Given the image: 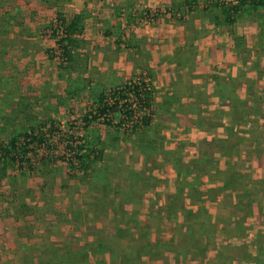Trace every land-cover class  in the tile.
I'll return each instance as SVG.
<instances>
[{"label":"rangeland","instance_id":"obj_1","mask_svg":"<svg viewBox=\"0 0 264 264\" xmlns=\"http://www.w3.org/2000/svg\"><path fill=\"white\" fill-rule=\"evenodd\" d=\"M1 1L7 5V9L9 7L12 9L11 15L9 13L3 15L4 6L0 5V14L6 25V30H0V44L7 41L5 46L0 47V143L5 145L11 138L23 133L41 137L43 142L35 141L27 145V157L19 156L15 166L8 171V177L0 180V258H8L16 247L15 262L17 263L18 257L28 261L31 258L29 253L34 256V252H39L44 243H49L54 248H60L52 250L53 252L56 250L57 255L50 264H115V262L145 264L146 260L142 263L139 255L150 252L148 250L150 240L154 244H158L159 241L166 242L167 228L159 227V215L155 217L156 223L150 226L153 231L159 228V231L155 232L157 236H151L153 239L147 231L150 227L142 226L145 223L141 222L146 219L150 205L144 201L146 199L144 193L147 192L142 194V190L145 189L143 186L146 183L147 186L156 189V199L164 195L166 190L164 187L173 183L174 173L171 166L177 159L169 156L168 148L185 149L186 146L183 141H179L182 139L173 127L178 120L169 117L171 112H168L167 104L171 97L162 96L166 92L165 88L160 87L162 86L160 82L152 77L151 68L153 66L158 68V65L153 61L149 65L148 52L139 59L134 57L137 53L140 54L141 50L139 45L138 47L135 45L137 43L135 32L140 34V27L146 25L160 24L168 28L180 26L189 16L187 9L183 8L189 7V3L179 6L182 2L176 0L174 3L177 5L170 3L155 8H135L130 15L131 18L122 12L112 13L110 19L113 23H108L106 31L96 30L95 36L102 37V34L109 31L106 39L98 40H102L103 43L106 41L108 43L106 48L116 55L125 52L129 55L126 57V63L131 64L125 62L109 64L111 69L113 65L116 66L117 73L121 75L117 77L113 70L110 74L102 72L106 65L97 56L99 46H94L93 49L90 45L85 46L88 40L85 38L92 37L89 33L82 37V43L85 45L79 51L75 50L72 58L67 59L62 55L58 43L61 28L57 16L61 14L60 12H52L42 26L28 32L24 29L22 10L17 11V7L22 4L19 3L20 0H0V4ZM215 4L229 7L232 0H198L189 9L196 14L195 10L204 11L205 8H210V16L224 23L241 18H247L257 26L263 23V17L259 20L256 13L248 15L242 9L234 17L227 18L222 13L220 5ZM145 9H163L166 13L153 21H145L141 16L142 10ZM101 24L103 27L107 25ZM12 25L18 27L16 36L11 33ZM10 42L14 44L10 45ZM142 42L139 43L144 45ZM22 48L29 55L27 58L22 55L13 58L12 54H9L10 50L18 54ZM177 48L180 52L184 50L173 62L163 66L161 74L167 75L166 70L172 68L170 66L172 63L177 65L178 70L174 68L176 73L181 71L184 62L185 69L190 66L189 62L193 61L196 51L190 46ZM109 56L115 55L109 53ZM176 73L173 77L168 75L166 81L169 87L174 86L173 80L178 77L184 78L177 77ZM154 74L156 76V73ZM189 79L187 76V82ZM141 81L149 87L150 85L154 87L153 126L151 131L138 129L134 133V127L138 126L136 123L138 115L133 105L134 96L132 92L124 93V87ZM234 84L232 83L231 87ZM116 91H120L121 94H116ZM102 95L115 111L106 116L107 119L102 117L86 123L84 118L90 119L95 114L96 104ZM122 96L126 98V102ZM158 98L161 99L159 104ZM172 98H175V95L172 94ZM253 99L255 103H259L258 98ZM130 106L134 113L129 119L131 124L126 126L121 122L120 112L132 110ZM107 120L113 125H106ZM195 122L197 123L196 120ZM150 142L156 143L154 151L147 149L145 153L142 152L141 148ZM105 150L108 151L106 158ZM83 153L88 156V160L81 164L78 156ZM187 155L189 151H185V156ZM158 179L163 181L160 187L165 185L162 189H158L160 187L157 188V183L152 181ZM92 184L99 186L100 189L93 191L100 194V204L93 211L90 204L93 203L94 196L91 195L92 192L89 193ZM128 192H131L135 205L131 207L132 211L129 213L126 211L130 214L127 217L119 205L117 208L114 206ZM263 205L262 199L258 200L256 211L262 207L264 210ZM154 209L155 212H159L156 207ZM224 209L226 215H229L230 208ZM109 212L114 214V221L109 220ZM88 223L90 225L86 227ZM97 223L103 229L90 228L92 224ZM225 225L231 226L230 223H223V230ZM246 226L249 228L247 230L250 236L264 231V217L253 218ZM244 228L239 225L235 235L242 237L241 232ZM65 231L72 232L75 236L78 234L79 237L77 239L63 237ZM233 232L229 229L218 233L215 242L226 241V244L238 242L232 238ZM15 234L19 237H14ZM24 235L31 237L22 238ZM90 236L93 239L88 243ZM246 240L252 242L250 237ZM81 246H84L82 254L78 257L75 255V258L70 257L71 251L77 252V247ZM87 251L94 254V259H83L84 252ZM105 253L108 263L103 260ZM165 259L168 260L167 257ZM202 262L216 263L210 253L204 256ZM192 264L200 263L196 261Z\"/></svg>","mask_w":264,"mask_h":264},{"label":"crops","instance_id":"obj_2","mask_svg":"<svg viewBox=\"0 0 264 264\" xmlns=\"http://www.w3.org/2000/svg\"><path fill=\"white\" fill-rule=\"evenodd\" d=\"M174 1L176 0H20L19 3H22V6H18L17 11L22 10L24 29L28 32L42 26L47 17L55 11L60 12L68 22L74 16L80 15L83 30L81 34L74 36L75 43L71 50V58L74 51H79L85 44L86 47L90 45L92 49L94 46H99L97 56L106 65L102 72L110 74V71L113 70L117 77H121L115 69L116 66L113 65L111 69L109 64L126 63V57L129 55L126 52L116 55L109 51L106 48L108 43L102 42L107 38L109 31L99 38L95 36V31L107 30L108 23H113L110 18L114 11L122 12L131 18L130 15L135 8H155L170 3L177 5ZM1 2L0 5L4 6L2 14L9 13L11 15L12 8L7 9L4 1ZM181 2L182 4L179 6H184L188 2L189 7H193L198 0H181ZM189 7H183L187 9L189 16L180 26L168 28L160 24L146 25L140 27V34L135 32V41L138 43L135 45L137 47L139 45L141 50L140 54L137 53L134 57L139 59L145 52H148L149 65L151 61L158 65V68L156 66L151 68L152 77L160 82L162 85L160 87L165 88L166 92L162 96L171 97L167 104V110L171 112L169 117L178 120L176 124H173V127L176 128L178 136L182 139L179 141H183L186 146L185 149L168 148L169 156L177 157V159L172 162L171 166L174 173L173 183L166 188L165 185L162 186L166 189L164 195L156 199V189L147 186L146 183L143 186L145 189L142 190V194L147 192L144 193L146 197L144 201L147 205L150 204L146 219L143 221H151V224L156 223L155 217L159 215V227L167 228L166 242L159 241L158 244H154L150 240L149 245L147 244L150 252L139 255L142 263L146 260L145 264H192L196 261L205 264L202 261L204 256L206 257L209 253L215 258V264H220L219 247L226 245V241L215 242L218 233L229 229L233 230L232 238L237 239L238 242L228 243L230 245H238L240 242L248 244L247 237L253 240L259 232L264 233V231H259L250 236L247 230L249 228L246 226L253 218L264 217L263 207L259 211L255 209L258 207V200L262 199L264 204V10H244L248 15L256 13L259 20L263 17V23L257 26L247 18L235 19L231 24L224 23L210 16V8H205L204 11L195 10L197 11L195 14L194 11L190 12ZM101 23L107 25L103 27ZM1 24L3 25L1 26ZM0 30H6L1 14ZM10 30L14 36L19 31L18 27L13 25L10 26ZM86 33L92 37H86L85 39L88 40L83 44L82 37ZM138 41H143L144 45ZM12 43L9 44L12 45ZM6 44L5 40L0 44V47ZM179 46L185 48L190 46L193 51H196V55L192 58L193 61L189 62L190 66L185 69L184 62L181 71L176 73L174 68L178 70L177 65L172 63L170 65L172 68L166 70L167 75L161 74L163 66L168 62H173L184 50L180 52V49L177 48ZM15 47L14 45L13 48L15 49ZM108 52L115 56H109ZM9 54H12L13 58L20 55L26 58L29 56L23 48L19 49L18 54H15L14 50H10ZM127 69L129 70L130 67L128 66ZM182 69L190 78V82H187V76ZM174 73L177 77L184 76V78L178 77L173 80L174 86L169 87L166 79L168 75L173 77ZM232 83H235L233 87H231ZM172 94L175 95V98H172ZM253 98H258L259 103H255ZM158 99L159 104L161 99ZM208 147L209 150H207ZM185 151H189V155L185 156ZM107 153L108 151L105 150V158ZM179 161L182 162V171L175 169V164ZM179 169L181 168L179 167ZM152 181L157 183V188L163 183L159 179ZM188 183L197 185L196 190L200 195V198L194 199L193 202L186 197L190 188L187 186ZM162 187L158 189H162ZM93 191H100L99 186L92 184L89 187V193L92 192L91 195L94 196V201L90 204L92 211L96 210L100 204V194ZM176 195L181 196L185 200L184 205L192 210V221L196 220L194 224L198 226L199 230L195 236H190L191 245L183 250L178 249L180 247L177 245L178 242H184L186 239L175 236L176 225L166 217V209ZM240 204L250 205L247 216L234 210ZM118 205L124 215L128 217L130 215L128 213L132 211L131 207L135 205L131 198V192H128L119 203L117 201L114 207L117 208ZM154 207L159 209V212H155ZM225 207L230 208L231 217L226 215ZM177 215L178 222L185 224L183 229L185 231L187 229L186 222L191 217L184 220L182 215ZM243 216L245 217L240 222V217ZM108 217L110 221H114V214L109 212ZM95 218L98 219V217ZM237 221L245 227L241 232L242 237L235 235L236 228L239 226L236 224ZM223 223H230L231 226L226 227L225 225V230H223ZM89 225V223L86 224V227ZM90 228L103 229L98 223L92 224ZM156 231H159V228ZM156 231L151 230L150 227L148 229L149 236H157ZM211 231L213 233L210 234ZM62 235L63 237L70 236L72 239L79 237L78 234L75 236L69 231L63 232ZM14 237L19 236L15 234ZM192 237L198 245H193ZM88 239L89 243L93 238L90 236ZM151 239L153 238L151 237ZM86 247L88 248V246ZM202 247L204 250L201 251ZM53 249L60 250V248H54L52 244L44 243L39 252H34V256L29 253V250L26 253H29L31 257V264H50L51 256L57 255L56 250L53 252ZM11 253L12 255L8 258L1 257L0 264H22L26 260L18 257L17 263L15 262L16 247ZM6 254L8 255L9 252ZM71 256L75 258L74 251H71ZM76 256L78 257V254ZM86 257L88 260L94 259V254L87 251ZM165 257L168 258L167 261ZM103 260L106 263L109 262L107 253L103 255ZM115 264H119V262H115Z\"/></svg>","mask_w":264,"mask_h":264},{"label":"trees","instance_id":"obj_3","mask_svg":"<svg viewBox=\"0 0 264 264\" xmlns=\"http://www.w3.org/2000/svg\"><path fill=\"white\" fill-rule=\"evenodd\" d=\"M234 4H232L229 7H226L224 4H219L220 8L222 9V13L225 14L227 18L229 17H234L239 10L243 9H251V10H264V0H233ZM216 5L215 6H219ZM57 19L59 21V26L61 28V38L58 41L61 50H62V55L67 57V59L71 58V50L74 46L75 35H79L82 33L83 26H82V17L80 15H76L73 17L72 20L69 22L61 15L58 14ZM235 19L228 20V22L234 23ZM124 93L126 92H132L134 96V109H136L135 113L138 114L137 117V123L138 126L134 127V133L140 129V130H152V123H153V90L154 87L152 85H147L143 83L142 81L137 84H133L132 86H125L124 87ZM116 94H121L120 91H116ZM124 98V96H122ZM126 102V98L123 99ZM126 108V107H125ZM114 108L110 106V102L105 99V97L102 95L96 104V112L91 116V118L85 117L86 123H90L93 121H97L98 119L104 117L105 119L106 116L110 115L112 113ZM130 111L125 110L124 113L123 111L120 112L121 114V122L122 124H128L131 122L129 120L134 113V109L130 106ZM110 120H107L106 125L112 126L113 124L111 123ZM30 139V140H28ZM35 141L42 143L43 140L41 137H36V136H31L30 134L23 133L18 137L11 138L10 141L7 144H2L0 143V180L5 179L9 175V170L12 169L19 156L27 157V150L26 146L29 145L30 143H34ZM155 144L153 142L148 143L146 146L142 147L141 150L142 152H146V150L154 151L155 149ZM80 150H82L80 148ZM80 159L81 164H84L86 160H88V156L86 154H81L78 156ZM27 159V158H26ZM182 162H177L175 164V169L182 171L183 167H181ZM179 165V166H176ZM179 167L181 169H179ZM184 171V170H183ZM181 175V174H180ZM188 187H190L188 190V197L191 202L194 201V199L200 198V195L197 193L196 186L193 183H188ZM255 186H257V183H255ZM185 200L182 199L181 196L176 195L170 206L166 209V217L169 221L175 223V228H174V234L177 237H180L181 239L184 238L186 241H180L178 242V249L183 250L184 248L187 249L189 245H191V242H189L191 239L190 236L193 235L195 236L196 233L199 231L198 226L194 224V221H192L191 215L192 210L187 208L184 204ZM250 205H244L240 204L237 206L234 210L237 211L238 213H244L245 216L248 215ZM225 211V210H224ZM231 212V211H229ZM204 213V212H203ZM182 215L184 220H187L188 217H191V219H188L186 222L187 229L184 231V223L178 222V215ZM232 213L229 214L231 217ZM240 217L243 220L245 217ZM229 217V220H230ZM239 219V217H238ZM192 222H191V221ZM237 221L236 224L240 225L241 223ZM141 223H145L142 226H145L146 228L151 226V221H144ZM148 231V230H147ZM196 239V237H195ZM192 241H194L193 245H196L195 240L192 237ZM129 244V243H128ZM78 250L77 252H74V256L78 254H82V251L84 250V246L77 247ZM84 257L83 259L87 260L86 257V252H84ZM69 255V254H68ZM70 257H73L70 255ZM218 257H219V262L220 264H244L247 262H251L252 264H264V233L259 232L252 242L246 244L245 242H240L238 245H222L219 247L218 251ZM56 259L55 255L51 256L50 263L53 262V260ZM31 264V260L28 259L23 261L22 264ZM68 263V262H67Z\"/></svg>","mask_w":264,"mask_h":264},{"label":"built area","instance_id":"obj_4","mask_svg":"<svg viewBox=\"0 0 264 264\" xmlns=\"http://www.w3.org/2000/svg\"><path fill=\"white\" fill-rule=\"evenodd\" d=\"M232 4H234V1L232 0ZM165 10L163 9H145L142 10L141 12V16L143 18V20L145 21H153L154 19H157L159 17H161L163 14H165ZM62 31V30H61ZM62 34V33H61ZM61 38V36H60ZM138 115V114H137ZM138 117V116H137ZM136 117V118H137ZM137 123V122H136ZM131 123L125 124L124 125H130Z\"/></svg>","mask_w":264,"mask_h":264}]
</instances>
